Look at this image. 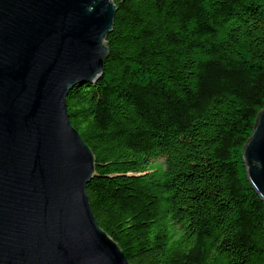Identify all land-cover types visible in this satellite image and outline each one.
<instances>
[{
  "label": "trees",
  "instance_id": "trees-1",
  "mask_svg": "<svg viewBox=\"0 0 264 264\" xmlns=\"http://www.w3.org/2000/svg\"><path fill=\"white\" fill-rule=\"evenodd\" d=\"M103 75L67 96L87 192L132 264H264L243 150L264 109V0H114Z\"/></svg>",
  "mask_w": 264,
  "mask_h": 264
},
{
  "label": "water",
  "instance_id": "water-1",
  "mask_svg": "<svg viewBox=\"0 0 264 264\" xmlns=\"http://www.w3.org/2000/svg\"><path fill=\"white\" fill-rule=\"evenodd\" d=\"M116 11L114 0H0V264H132L95 216V152L67 104L103 75ZM243 160L264 201V109Z\"/></svg>",
  "mask_w": 264,
  "mask_h": 264
}]
</instances>
